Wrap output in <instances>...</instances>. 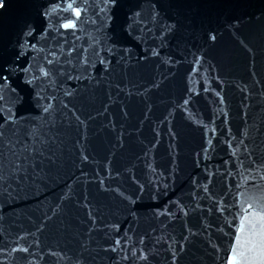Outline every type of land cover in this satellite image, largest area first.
I'll use <instances>...</instances> for the list:
<instances>
[{
  "label": "water",
  "instance_id": "water-1",
  "mask_svg": "<svg viewBox=\"0 0 264 264\" xmlns=\"http://www.w3.org/2000/svg\"><path fill=\"white\" fill-rule=\"evenodd\" d=\"M2 2L3 106L39 123L56 96L60 143L55 164L0 188V264H173L169 244L175 264H226L239 193L264 196V0H87L79 39L57 31L69 13L45 15L62 0ZM50 52L59 63L46 64ZM41 66L54 83L39 78ZM61 101L86 130L74 118L67 126Z\"/></svg>",
  "mask_w": 264,
  "mask_h": 264
},
{
  "label": "snow or ice",
  "instance_id": "snow-or-ice-1",
  "mask_svg": "<svg viewBox=\"0 0 264 264\" xmlns=\"http://www.w3.org/2000/svg\"><path fill=\"white\" fill-rule=\"evenodd\" d=\"M87 0H62L55 5H52L48 12L45 15H51L52 13H69L68 17L63 18L64 22L59 25V29L71 30V34L79 39L77 33L82 31L81 17L83 14L87 13V8L85 4ZM106 4H114L115 0H105ZM3 2L0 0V7H3ZM139 13H137V16ZM159 13L153 14V21L158 17ZM94 23V21H93ZM166 32L170 33L176 31L175 24H169L165 26ZM215 29H208L204 32V37L208 42L214 43L217 40V34ZM63 35L64 33H60ZM165 33H162L164 35ZM27 35H31V32H28ZM98 43V41L96 42ZM240 43L244 45V42L241 40ZM30 47L35 48L36 45H30ZM75 47L70 49L67 53L71 57V53L75 51ZM249 51H251L249 49ZM83 52L86 53L87 49H83ZM63 49L61 50L60 55L62 56ZM154 56L159 55L158 50H154L152 53ZM51 57V58H49ZM203 60V56H198L195 60L196 65H200ZM47 65H52L54 63L60 62V57L54 53L50 52L48 56L45 57ZM105 63L104 60L100 61ZM68 63H71L69 59ZM82 65H89V61L86 55L81 57ZM30 67V66H29ZM5 71H11L10 68H6ZM24 72H29V68L23 69ZM40 77L42 79L48 80L50 83H54L52 72L41 66L39 69ZM37 77L33 76L32 79ZM69 80H79V76L69 75L67 77ZM0 81H3L4 84L8 83V77L6 75H0ZM31 82V81H29ZM207 91V89H205ZM75 94V89L65 90L64 96L71 97ZM219 95V93H217ZM4 96L0 95V116H3V121L0 122V188L6 183L15 181L19 183L22 179L26 180L29 178V169L32 170L34 178L39 176L43 172V165L45 161L55 164L57 155L56 152L52 151L53 146H57L60 143L59 140V131H58V122L55 119L56 106L55 101L56 96H51L48 98L47 104L42 108V113L45 114L47 119H43L41 122H32L30 124H22L21 118H18L13 110L9 107L6 109V106H3ZM184 104H188V100L184 101ZM61 108L68 109L71 112V117L64 113V120L68 121L67 126H71L70 121L72 118L77 122V127L83 126L86 130V121L81 119L80 115L77 114L75 108L69 109L67 103L61 101ZM64 120L59 123H64ZM214 131V130H213ZM79 143V141L77 142ZM231 143V142H229ZM241 144L244 143L242 140ZM211 144V140H209ZM239 149V145L233 149V155ZM245 150H247L245 148ZM82 159L87 160L88 157L83 155ZM261 179H264V175L261 176ZM249 180H255L254 176H245L243 178L244 183H247ZM101 183H103L101 181ZM239 187V185H238ZM204 191L207 192V185L204 186ZM245 193H239V204L240 211L238 213L239 222L236 225V232L234 234V242L229 250V256L227 258L226 264H264V203H261L260 200H264V196L257 200L255 197H249L245 199ZM249 200L251 202H249ZM87 207V205H85ZM59 207V206H57ZM183 210V206H181ZM221 211L223 209L221 208ZM55 214V213H54ZM167 214L166 210L161 215ZM187 215V212L184 213ZM88 215L90 218L95 220L92 216L91 209H89ZM42 227V226H41ZM118 229V226H115ZM91 231V230H90ZM23 239V237L19 238ZM185 240L188 237H184ZM38 243V241H37ZM128 241L125 240V245ZM143 239H141V244ZM175 240L173 239V244ZM121 240H115L114 246L111 248L112 251H117L121 249ZM169 248L172 250L173 255V264H175L176 251L173 248L172 244H169ZM181 250H183V245L181 244ZM0 251H3L0 249ZM22 251L27 253L29 251L28 247H18L13 248L12 252ZM132 256H137V250L135 248L131 249ZM141 255L137 257L138 260H147V254L143 252V249H140ZM52 255H59L61 259H64L63 253H51ZM127 255L123 259H127ZM32 264V262H30ZM75 264H81L79 260Z\"/></svg>",
  "mask_w": 264,
  "mask_h": 264
}]
</instances>
